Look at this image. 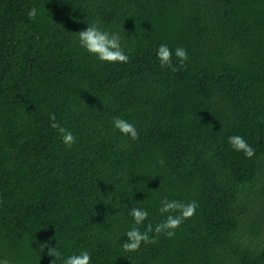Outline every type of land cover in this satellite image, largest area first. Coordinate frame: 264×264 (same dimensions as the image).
<instances>
[{"label": "trees", "instance_id": "obj_1", "mask_svg": "<svg viewBox=\"0 0 264 264\" xmlns=\"http://www.w3.org/2000/svg\"><path fill=\"white\" fill-rule=\"evenodd\" d=\"M91 19L125 36L127 64L77 46ZM161 43L189 60L161 68ZM163 198L198 207L174 237L122 252L129 209L155 226ZM55 242L96 264H264V0H0V261L52 264L39 245Z\"/></svg>", "mask_w": 264, "mask_h": 264}, {"label": "clouds", "instance_id": "obj_2", "mask_svg": "<svg viewBox=\"0 0 264 264\" xmlns=\"http://www.w3.org/2000/svg\"><path fill=\"white\" fill-rule=\"evenodd\" d=\"M39 15L36 7H31L27 12L30 21H36ZM85 23L86 27L77 32L75 37L77 46L81 50L100 63L127 64L129 62L130 49L125 36L118 29L106 26L100 19H91ZM173 57L178 61L177 64H173ZM155 58L161 68H168L174 72L178 67L184 66L189 60V55L186 48L182 46L170 48L167 43H161L155 50ZM49 122L50 127L56 130L65 147L71 148L77 143L76 135L62 126L54 113H49ZM111 126L115 132L128 140L136 141L139 138L137 126L122 117H112ZM227 142L232 150L242 152L247 158L255 154L252 146L241 135H231L227 138ZM160 163L162 165L163 161L161 160ZM197 207L195 201L184 203L175 199L163 198L157 211L164 219L155 226L150 222L145 224L149 220L148 209L141 206L131 207L128 215L132 223L123 232L124 240L120 243L122 252L137 253L142 245L156 243L157 237L161 234L167 238L174 237L183 222L195 214ZM142 227H144L143 231ZM45 249H47L46 253ZM39 252L51 257L52 264H96L90 247L67 251L62 246L58 247L56 242L53 246L44 243L39 245ZM0 264L3 262L0 261Z\"/></svg>", "mask_w": 264, "mask_h": 264}]
</instances>
